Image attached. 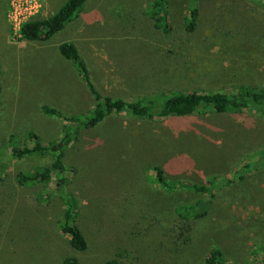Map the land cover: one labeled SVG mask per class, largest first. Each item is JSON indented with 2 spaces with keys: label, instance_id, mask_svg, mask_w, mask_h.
Here are the masks:
<instances>
[{
  "label": "rangeland",
  "instance_id": "374dc122",
  "mask_svg": "<svg viewBox=\"0 0 264 264\" xmlns=\"http://www.w3.org/2000/svg\"><path fill=\"white\" fill-rule=\"evenodd\" d=\"M66 1L43 0L34 19L53 17ZM151 2L90 0L48 41L31 42L10 22L9 0H0V264H61L68 256L104 264L112 254L124 264H204L214 246L229 264H264V115L252 108L166 120L112 115L79 130L65 150L63 186L56 174L47 186L17 183L19 173L48 165L52 156L18 159L13 147L32 145L29 133L42 144L62 135L63 123L42 107L81 117L94 104L77 68L60 56L62 43L77 46L105 96L136 100L161 93L166 85L148 80L151 60H141L155 48L172 52L170 60L182 65L178 73L188 72L189 64L192 90L264 89L263 0H198L200 18L192 33L185 31V19L193 0H168L167 35L149 19ZM159 69L151 74L158 76L162 63ZM180 84L174 83L177 89ZM154 167L172 182L205 185L217 178L218 187L212 198L187 188L163 189ZM70 192L79 201L82 232L91 231L84 254L71 251L58 231L60 198ZM199 202L207 207L204 218L173 226L180 207ZM141 212L166 228L163 244L159 233L130 242L126 232Z\"/></svg>",
  "mask_w": 264,
  "mask_h": 264
},
{
  "label": "trees",
  "instance_id": "16d2710c",
  "mask_svg": "<svg viewBox=\"0 0 264 264\" xmlns=\"http://www.w3.org/2000/svg\"><path fill=\"white\" fill-rule=\"evenodd\" d=\"M89 1L90 0H67L53 17L29 21L21 28L20 35L22 40L31 42L48 41L54 34L61 31L68 23L73 21L82 12L84 6ZM197 2L198 0H193V5L189 9L187 19H185V31L187 33L195 32L198 29L200 10L197 6ZM168 8V0H152L148 8L149 19L153 22L155 29L164 35L169 34L172 30ZM153 51H156V53H153ZM153 51V56L157 54L156 60L153 56L148 58V55L145 54L141 60L149 59L153 65L148 69V80L152 81L153 79H157L159 82H152L155 84H164L166 85L165 88L161 93L155 95L147 94L140 99L123 100L121 98L102 95L92 82L90 70L86 62L80 56L77 46L72 42L62 43L59 46L60 56L77 68L82 82L92 96L94 104L90 111L81 117L73 115L68 116L58 109L42 107V112L48 116L59 119L63 123L62 135L51 144H42L38 135L29 133V138L33 139L32 145L23 148H19L18 146L13 147V156L18 159H23L34 154H39L41 156L50 154L52 156V160L48 165L38 167L28 173H19L17 175V183L20 186L26 187L38 184H45L47 186L51 182L53 174H56V176L61 179L60 186H63L65 184V179L61 175L65 172L63 166L65 150L80 137V135H78L79 130L95 128L112 115L125 113L138 119L152 120L158 118L166 120L175 117H188L194 114L205 115L207 113L238 115L248 108H252L259 114L264 115V89L239 86L235 88L232 93L224 91L192 90L190 84L193 82L191 81L192 76H190L189 64L186 70L188 72L184 74L178 73L179 70L181 71L182 65L175 64L174 61L170 60V53L172 52H168V54L156 50V48ZM161 63L163 65L162 72L158 76L151 74L155 69L160 68ZM180 63L182 64V61ZM173 76L176 77V79ZM175 82L181 83L179 89L174 85ZM183 85L185 86L183 87ZM1 93L2 80L0 71V95ZM153 172L156 175L157 183L163 189L171 191L178 187L183 189L187 188L194 193L203 194L212 198L218 187L216 183L217 178H212L205 185H197L188 182L169 181L161 167H154ZM57 189L58 186H55L53 191ZM65 195V197L60 198L63 203V210L58 223V231L61 236L66 239L71 251L84 254L88 250V247L92 245L89 237L91 231L84 229V232H82L81 227H83V223H78L81 212L78 199H76L71 192ZM201 205L202 204L199 202L194 205L180 207V209L175 212L176 219L173 221V226L176 227L179 223L185 224L193 220L204 218L208 214V211L206 206L201 208ZM133 218L134 217H132L131 221ZM144 223H147V227L141 230L140 227ZM131 225V227L134 228L133 231L129 230L126 232L127 236L130 238V242H132L136 235L159 233V245L163 244L164 237L167 234L166 228H164L163 225L158 228L157 224L152 223L146 213L141 212ZM186 229L183 230V234H188L187 231H190L191 227L188 226ZM145 239H149L151 243L158 241L153 240L149 236ZM125 250H127V248H124V254L127 253ZM113 255L114 254L106 259L104 264H124L123 260L122 263H120L117 257ZM61 264H81V261L75 256H68L62 260ZM204 264L229 263L225 261L223 252L220 248L214 246L208 252Z\"/></svg>",
  "mask_w": 264,
  "mask_h": 264
},
{
  "label": "built area",
  "instance_id": "2783aa9c",
  "mask_svg": "<svg viewBox=\"0 0 264 264\" xmlns=\"http://www.w3.org/2000/svg\"><path fill=\"white\" fill-rule=\"evenodd\" d=\"M43 0H9L8 18L20 33L21 28L39 15Z\"/></svg>",
  "mask_w": 264,
  "mask_h": 264
}]
</instances>
